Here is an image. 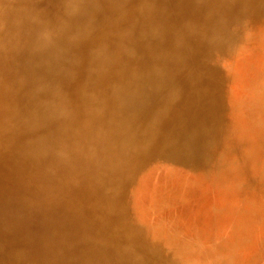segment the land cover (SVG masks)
Masks as SVG:
<instances>
[{"label": "bare ground", "instance_id": "bare-ground-1", "mask_svg": "<svg viewBox=\"0 0 264 264\" xmlns=\"http://www.w3.org/2000/svg\"><path fill=\"white\" fill-rule=\"evenodd\" d=\"M259 30L264 0H0V264H264L251 198L195 259L237 149L226 61Z\"/></svg>", "mask_w": 264, "mask_h": 264}, {"label": "rangeland", "instance_id": "rangeland-1", "mask_svg": "<svg viewBox=\"0 0 264 264\" xmlns=\"http://www.w3.org/2000/svg\"><path fill=\"white\" fill-rule=\"evenodd\" d=\"M254 35L264 41V30H259ZM253 49V46L248 45L226 61V65L234 71V77L227 86V91L231 111L229 119L232 122L234 131L232 136L237 149L222 162L225 171L219 178L218 184L213 181H201L203 194L210 204L222 205L226 211L220 218H216V221L221 222L219 229L213 230L204 241H197L195 259L199 261L214 260L223 253V250L216 249V246L229 239V225L243 218L245 213L243 210L236 211L238 205L244 209L243 202L251 198L250 211L264 214V190L258 187L264 182V133L258 138L254 134V128L251 129L256 125L264 127V91L260 89V84L264 80V65H259V59L264 55L256 57ZM252 104L253 108L250 109ZM193 178L192 176L191 179L195 180ZM240 183H245L246 188L251 187V197H245L232 189ZM247 184L250 187H247ZM160 217L164 219L163 216ZM252 253V249L241 253L242 260H240L245 262L243 259L246 260ZM260 253L262 254L263 251L261 250ZM257 263L260 264V262L255 264Z\"/></svg>", "mask_w": 264, "mask_h": 264}]
</instances>
